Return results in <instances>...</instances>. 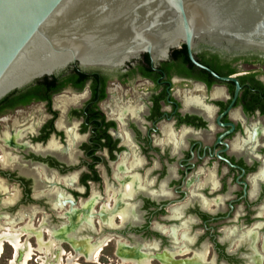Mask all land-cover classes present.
I'll list each match as a JSON object with an SVG mask.
<instances>
[{
    "label": "flooded vegetation",
    "instance_id": "1",
    "mask_svg": "<svg viewBox=\"0 0 264 264\" xmlns=\"http://www.w3.org/2000/svg\"><path fill=\"white\" fill-rule=\"evenodd\" d=\"M0 225V258L6 235L35 260L107 235L151 264H264V52L180 42L8 92Z\"/></svg>",
    "mask_w": 264,
    "mask_h": 264
},
{
    "label": "water",
    "instance_id": "2",
    "mask_svg": "<svg viewBox=\"0 0 264 264\" xmlns=\"http://www.w3.org/2000/svg\"><path fill=\"white\" fill-rule=\"evenodd\" d=\"M195 41L264 52V0H0V98L70 63Z\"/></svg>",
    "mask_w": 264,
    "mask_h": 264
},
{
    "label": "bare ground",
    "instance_id": "3",
    "mask_svg": "<svg viewBox=\"0 0 264 264\" xmlns=\"http://www.w3.org/2000/svg\"><path fill=\"white\" fill-rule=\"evenodd\" d=\"M8 131V130H7ZM55 145V144H54ZM127 188V187H125ZM125 191V190H124ZM119 196V195H118ZM60 198V197H59ZM114 200V199H113ZM97 201V199H96ZM104 206V205H103ZM108 208V207H107ZM177 208V207H176ZM106 209V208H105ZM109 209V208H108ZM111 211V209H109ZM108 210V211H109ZM105 211V210H104ZM109 211V212H110ZM93 212V211H92ZM108 212V213H109ZM104 213H107L106 211ZM118 214V213H117ZM79 215V214H78ZM81 215V214H80ZM119 215H121L119 213ZM127 215V214H126ZM179 215V214H178ZM77 216V215H76ZM110 217V215H108ZM106 216V217H108ZM108 217V218H109ZM114 219V218H113ZM123 219V218H122ZM30 220V219H29ZM78 220V219H77ZM107 220V219H106ZM112 220V217H111ZM69 221V220H68ZM88 221V220H86ZM102 221V220H101ZM113 221V220H112ZM125 221V220H123ZM89 222V221H88ZM186 222V221H185ZM28 223V222H27ZM74 223V221H73ZM102 223V222H101ZM109 223V222H108ZM66 224V223H65ZM83 224V223H82ZM81 224V226H82ZM105 224V222H104ZM103 224V225H104ZM107 224V223H106ZM41 225V224H40ZM71 225V222H70ZM84 225V224H83ZM100 225V224H99ZM108 225V224H107ZM1 226V225H0ZM3 226V225H2ZM1 226V227H2ZM5 226V225H4ZM3 226V227H4ZM7 226V225H6ZM110 226V225H109ZM115 226V225H114ZM0 227V228H1ZM12 227V226H10ZM40 227V226H39ZM44 227V226H43ZM75 227V226H74ZM46 228V227H45ZM78 228V227H77ZM2 229V228H1ZM8 229V227H7ZM40 229V228H39ZM69 229V228H68ZM16 230V229H15ZM18 230H20L18 228ZM17 230V231H18ZM47 230V229H46ZM71 230V229H70ZM3 231V230H2ZM52 231V230H51ZM72 231V230H71ZM7 232V231H6ZM13 232V231H12ZM20 231H18L17 233H19ZM47 232V231H46ZM49 232V231H48ZM5 233V232H3ZM77 233V232H76ZM11 234V233H9ZM16 234V231H15ZM28 234V232H27ZM65 234V233H64ZM67 234V233H66ZM65 234V235H66ZM73 234V233H72ZM20 235V234H19ZM33 235V234H32ZM50 235V234H49ZM75 235V234H74ZM2 236V235H1ZM18 235L13 236H8L6 235V239H8L9 243L11 244L13 250H14V255L12 257V259L9 261V264H26V261L28 259L31 258L32 253L34 248L26 241V243H22L19 241ZM30 236V235H29ZM42 236V235H41ZM106 237L101 241V242H91L89 241L88 238H84V237H80L78 239H74L72 236L71 238H69L70 243L72 245V247L75 249V253L68 257H66V262L65 264H78L76 261L79 258V256L83 255V257L86 260H91V261H97V258L99 256V254L101 253L104 244L108 243L109 241V237L105 235ZM50 237V236H49ZM68 237V236H67ZM89 237V236H88ZM31 238V237H30ZM5 239V238H4ZM99 239V237H98ZM97 239V240H98ZM119 239V238H118ZM61 239H53V238H49V240L47 242H43L40 239L38 240V246H37V250L41 251L42 254H39V258H40V264H47L46 261H48L49 259H52V263L51 264H63V256L66 255V252L64 251V249L59 245ZM92 240V238H91ZM67 241V240H66ZM183 242V241H182ZM68 243V242H67ZM120 242L118 241V248H117V254L118 256L121 258V261L127 262L128 264H151L150 260L147 257H144L146 255H141V254H137L134 252V250L132 248H121L120 249ZM122 243V242H121ZM124 243V242H123ZM190 243V242H189ZM3 241L2 238H0V253L3 250ZM123 245V244H122ZM125 245V244H124ZM184 246V245H183ZM133 247V246H132ZM183 249V248H182ZM166 252V251H165ZM142 253H144L142 251ZM149 254V253H148ZM169 255V254H168ZM170 256V255H169ZM169 256H166V262H164V264H169L168 262V258ZM76 260V261H75ZM122 263V264H123Z\"/></svg>",
    "mask_w": 264,
    "mask_h": 264
},
{
    "label": "rangeland",
    "instance_id": "4",
    "mask_svg": "<svg viewBox=\"0 0 264 264\" xmlns=\"http://www.w3.org/2000/svg\"><path fill=\"white\" fill-rule=\"evenodd\" d=\"M60 246L63 247L66 251H68L70 249V247L67 245L66 242L60 243ZM4 247H5V254L3 255V257L0 258V264H9L8 262L12 259V258L10 259L8 256L10 249L7 246H4ZM115 250H116L115 243L112 240V241H109L108 244L103 248V250L101 251V253L99 254V256L97 258V261L86 260L82 257H79L77 259V261L76 260L75 261L78 264H122L123 262L121 261V258L115 253ZM69 255L71 256L72 253L66 252V255L63 256V261H64L63 264H65L66 257H68ZM5 256H7L8 259L5 258ZM51 260L52 259H49L48 261H46L47 264H51L52 263ZM40 261L41 260H40L39 255H38V258L36 260L35 259H28L26 261V264H40ZM123 264H128V263L124 262Z\"/></svg>",
    "mask_w": 264,
    "mask_h": 264
}]
</instances>
